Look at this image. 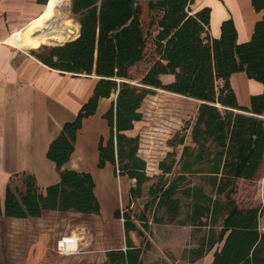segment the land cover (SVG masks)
<instances>
[{
    "label": "trees",
    "instance_id": "1",
    "mask_svg": "<svg viewBox=\"0 0 264 264\" xmlns=\"http://www.w3.org/2000/svg\"><path fill=\"white\" fill-rule=\"evenodd\" d=\"M38 1L45 4L47 0ZM65 1L24 47L36 50L41 45L62 44L42 46L32 53L49 68L93 74L98 80L91 98L48 147L46 157L54 163L59 182L42 194L34 179L26 176L22 193L16 195L7 187L0 216L38 218L48 211L99 214L91 175L62 166L74 150L82 119L94 114L98 99L108 98L112 92H117L115 104L103 116L110 137L105 146L99 145L98 166L109 162L115 166V175L135 180L130 198H139L143 185L151 180L145 175L144 161L136 154L138 136L127 137L123 132L142 120L138 109L144 98L163 90L200 104L190 130L194 147L183 146L177 176L170 182L153 183L148 189L152 222L174 223L185 206L187 214L180 224L204 226L209 222L211 228L220 227L206 248L222 243L211 264H264L258 208L241 209L231 198L237 179H254L264 169V90L250 97L249 107H242L229 84L231 75L243 72L264 87V13L250 40L238 44L231 19L221 23L218 38H211L210 8L193 12L190 6L194 0H69V5ZM70 2L78 23L67 18ZM250 2L255 12H264V0ZM144 25L155 29V59L133 85L129 70L143 59ZM161 75H172L173 81L162 84ZM178 144L183 145V138ZM158 167L165 175L173 163L165 166L161 161ZM195 174L202 176L199 184L187 179ZM126 212L122 217L125 248L106 251L102 264H144L142 257L150 243L140 241L139 247L134 246L129 232L142 239L143 233H150L148 219L144 213L135 217ZM120 213L115 212L116 219Z\"/></svg>",
    "mask_w": 264,
    "mask_h": 264
},
{
    "label": "crops",
    "instance_id": "2",
    "mask_svg": "<svg viewBox=\"0 0 264 264\" xmlns=\"http://www.w3.org/2000/svg\"><path fill=\"white\" fill-rule=\"evenodd\" d=\"M61 1L48 0L45 5L38 0H0L1 210L7 187L15 194L17 189L23 187V192L26 176L34 179L38 191L42 194L48 186L59 182L54 163L46 157L48 147L59 135L63 125L73 121L81 107L91 98L98 80L93 74H72L49 68L32 53V51L36 53L38 49L28 50L24 47L30 43L35 32L49 21L50 14ZM204 7L210 8L209 36L218 38L221 23L231 19L238 44L250 40L255 23L264 13L255 12L250 0H194L190 6L193 12ZM160 80L162 84H169L173 81V76L161 75ZM229 84L237 104L242 107H249L250 97L260 95L264 90L261 83L248 79L243 72L231 75ZM116 96L117 92H112L108 98H99L94 114L82 119L81 126L76 132L74 150L69 160L62 166L65 170L91 175L94 182L93 192L99 203V214L48 211L43 212L38 218L25 219L1 215L0 223L8 225L15 223L18 227L11 230L10 226L0 225V264H67L68 261L70 264L103 263L105 252L108 250H101L108 244V240L102 225L104 222L116 220L115 212L123 204L128 205L129 201L132 203L130 189L135 183V180L127 176L115 175V166L109 162H104L102 167L98 166L99 145L105 146L110 137V128L103 116L115 104ZM196 102L200 104L199 101ZM140 123L141 121L134 122L133 128L123 134L127 137L137 136ZM187 146L194 147L191 138ZM116 179L119 180L118 185ZM255 185V191H249V195L243 197L247 203L243 209L258 208V232L264 235V171ZM117 190L123 192L121 198L118 197ZM182 213L184 212L181 211L176 223L163 222L157 225L166 228L176 224L180 225V228L195 230L197 233L202 230V245L205 251L202 257L198 253L195 259L177 264H211L214 252L221 248L222 243L214 244L210 250L206 248L214 241L220 227L211 228L209 222L204 226L180 224ZM71 214L76 216L78 221H83L85 218L83 216H89L87 218H96L100 223L99 235L93 247L94 250L99 249V252H94L96 256L92 252L75 256L73 253L61 255L56 261L57 257L54 258L52 253L56 247L55 242L68 235L60 221ZM183 221L184 219L181 222ZM136 224L138 225V222ZM133 233L136 232H129V239L134 246L139 247L140 242L135 241ZM122 234L123 246L109 250L125 248L123 223ZM14 235V238H9ZM200 240L199 237L196 240L191 238V248H199ZM169 241L170 237L163 239V242ZM79 244L80 242L78 246ZM262 247L264 251V241ZM143 263L145 264L144 260Z\"/></svg>",
    "mask_w": 264,
    "mask_h": 264
},
{
    "label": "rangeland",
    "instance_id": "3",
    "mask_svg": "<svg viewBox=\"0 0 264 264\" xmlns=\"http://www.w3.org/2000/svg\"><path fill=\"white\" fill-rule=\"evenodd\" d=\"M135 1L137 3L143 2V0ZM229 15L231 16L230 12ZM67 18L78 23L77 18L71 13H68ZM143 20L145 21V18ZM154 30L153 27H148L147 25L143 26V32L146 36V47L143 59L129 70L131 78L130 83L133 85H137V82L145 74L155 59V48L152 44ZM57 45L62 44L52 43L50 45H41L40 47H54ZM198 105L199 103L195 100L163 90H155L152 95L146 96L142 101L138 109V112L141 113L142 120L140 126L137 128L138 145L136 154L144 161L145 175L149 177L151 181L143 185L141 196L138 199L133 200L132 203L129 201L128 205L123 204L119 209L121 211L119 219L103 223L102 226L105 230L104 235L108 240V244H105L101 251L123 246L122 217L127 211L126 213L135 217L144 213L148 219L150 233H143L142 239L139 238L136 233H133V238L137 243L147 240L150 243L148 251L145 252L143 258L145 264H177L178 262H186L195 259L198 253H200L202 257L205 251V247L202 245L203 231L200 230L201 232L197 233L194 232L195 230H185L180 228V225L176 224H172L166 228L154 224L152 222L151 205L148 196V189L151 184L165 180L166 182H170L177 176L179 172V158L183 146H187L190 143V130L197 115ZM180 138H183V145L178 144V139ZM161 161L164 162L165 166H169L173 163L170 173L165 175L162 173L158 167ZM263 171L264 169L261 168L258 176L254 179L248 181H235L231 198L238 207L240 205L239 208L243 209L244 205H247L243 197L246 198L250 193L249 191H255V183ZM200 176L197 174L189 175L187 179H192L194 184H199L201 182L199 179ZM118 181L119 180L116 179L117 185ZM133 183L132 181L131 184L133 185ZM206 184L207 183L203 186L204 189L208 191L209 187ZM22 188L23 187L17 189L16 194L22 193ZM121 192V190H117V195L120 198L123 195ZM186 211L187 209L184 206L182 209L184 213H182L183 215L180 221L184 219ZM162 213L163 210L159 211L157 217H160ZM83 217H85L83 221H78L76 216L71 214V216L61 220L60 223L63 225L64 231L68 234L67 236L76 237L80 241L78 248L73 252L74 256L83 255L88 252H92L93 255L96 256L99 249H97V251L94 250L93 247L96 245L95 239L99 235L101 225L96 218L90 219L87 218L89 216ZM0 225L10 226L11 230H15L18 227L15 223L9 225L0 223ZM138 225L141 226L140 223H138ZM14 237L15 235L9 238ZM167 237H170L169 243L163 242V239ZM198 237L201 239L200 246L199 248L192 249L191 238L196 240ZM55 249L56 247H54L52 253L55 256L54 258L57 257L55 259L57 261L61 255L58 254ZM3 251H5V249ZM67 264H70V261H68Z\"/></svg>",
    "mask_w": 264,
    "mask_h": 264
},
{
    "label": "built area",
    "instance_id": "4",
    "mask_svg": "<svg viewBox=\"0 0 264 264\" xmlns=\"http://www.w3.org/2000/svg\"><path fill=\"white\" fill-rule=\"evenodd\" d=\"M263 229V228H262ZM261 229V230H262ZM79 239L76 238L75 241H73V237L67 236V237H61L57 242H56V252L60 255H69L73 253L74 251H67L66 248L67 246L73 245V243H76V249L78 247Z\"/></svg>",
    "mask_w": 264,
    "mask_h": 264
},
{
    "label": "bare ground",
    "instance_id": "5",
    "mask_svg": "<svg viewBox=\"0 0 264 264\" xmlns=\"http://www.w3.org/2000/svg\"><path fill=\"white\" fill-rule=\"evenodd\" d=\"M56 1H59V0H52V2H56ZM67 1V0H66ZM65 1V2H66ZM61 5H63V4H59V5H57L56 7H58V6H61ZM68 5H69V0H68ZM54 7V6H53ZM68 8V7H67ZM76 240V237H73V241H75ZM74 249H76V243H73V245H71V246H67V248H66V250L67 251H69V250H74Z\"/></svg>",
    "mask_w": 264,
    "mask_h": 264
},
{
    "label": "water",
    "instance_id": "6",
    "mask_svg": "<svg viewBox=\"0 0 264 264\" xmlns=\"http://www.w3.org/2000/svg\"><path fill=\"white\" fill-rule=\"evenodd\" d=\"M48 1V0H47ZM47 1H46V3H47ZM70 13L72 14V12H71V2H70ZM77 38V37H76ZM75 38V39H76ZM72 40H74V39H72ZM72 40H70V41H72ZM67 42H69V41H67ZM124 249V248H123Z\"/></svg>",
    "mask_w": 264,
    "mask_h": 264
}]
</instances>
